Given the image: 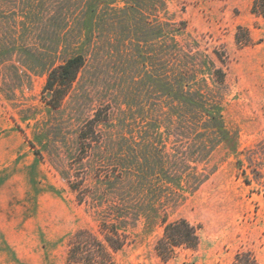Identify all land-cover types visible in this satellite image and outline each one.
I'll return each instance as SVG.
<instances>
[{
	"label": "rangeland",
	"instance_id": "rangeland-1",
	"mask_svg": "<svg viewBox=\"0 0 264 264\" xmlns=\"http://www.w3.org/2000/svg\"><path fill=\"white\" fill-rule=\"evenodd\" d=\"M142 1L0 0V264H67L75 231L99 235L96 174L123 167L138 217L111 264H234L244 252L264 264V18L251 0H165L161 22H184L172 59ZM76 53L84 63L56 100L47 74ZM180 70L218 99L225 138L154 88V74L171 82ZM88 188L98 203L78 201ZM163 217L195 225L197 248L160 258Z\"/></svg>",
	"mask_w": 264,
	"mask_h": 264
},
{
	"label": "trees",
	"instance_id": "trees-1",
	"mask_svg": "<svg viewBox=\"0 0 264 264\" xmlns=\"http://www.w3.org/2000/svg\"><path fill=\"white\" fill-rule=\"evenodd\" d=\"M125 6L140 8L143 5L142 0H119ZM148 9L154 18V34L155 40L159 42L166 38V43L169 48L167 52L174 59V54L181 52L177 48L175 40L184 22H161L160 13L165 10V0H148ZM89 11H94L91 7ZM251 13L264 18V0H251ZM92 25V21L90 22ZM167 26L166 30L163 26ZM174 27H176L174 29ZM237 41L239 38L237 36ZM247 39V38H246ZM165 43V44H166ZM163 52V51H162ZM203 68L208 67L209 77L215 83H223L225 73L220 67H216L213 60L204 56ZM84 63V56L81 53H76L68 57L63 63L50 69L47 74L45 87L52 90L53 97L58 100L64 93V90L75 79L76 74ZM181 67L180 69H182ZM180 70V74L173 77L171 82L165 81L162 75L154 74L153 85L157 91L164 92L165 95L172 98L179 105L186 108L188 112L195 114L192 117L193 121H199L203 124L204 131L211 132V135L223 139L228 135L224 127L221 105L215 96H211L205 89H190L191 80L186 76V72ZM203 86L208 88L206 78H202ZM186 86L188 87L186 89ZM98 120L92 118L87 121L85 129H81L78 134L79 146L83 153L91 147L95 131V123ZM88 128V129H86ZM204 149L209 148L206 142L203 144ZM132 169L123 167L122 170H114L113 174L106 172L105 174H96V179H105L104 184L97 187V193L101 198L92 194L93 191L89 188L79 190L78 201L82 202L86 196L91 195V200L94 203L100 201L103 208L102 218L98 223V234H95L90 229L79 228L75 231L69 240V249L67 254V264H111L112 251L120 250L127 242V228L138 217L136 204L133 198L135 194L134 177ZM76 189V188H75ZM137 193V192H136ZM163 230L161 236L156 240L154 245L155 252L163 260H168L174 257L176 250L179 248L196 249L199 244V235L197 227L191 224L185 218H177L169 221L166 217L161 219ZM100 236V237H99ZM243 257H245L243 259ZM234 264H256L255 259L249 252L237 253Z\"/></svg>",
	"mask_w": 264,
	"mask_h": 264
}]
</instances>
